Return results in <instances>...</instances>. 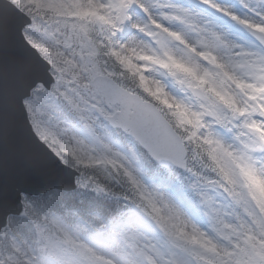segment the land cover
I'll use <instances>...</instances> for the list:
<instances>
[{
    "label": "snow or ice",
    "instance_id": "1",
    "mask_svg": "<svg viewBox=\"0 0 264 264\" xmlns=\"http://www.w3.org/2000/svg\"><path fill=\"white\" fill-rule=\"evenodd\" d=\"M0 68L34 159L0 166V264H264V0H0Z\"/></svg>",
    "mask_w": 264,
    "mask_h": 264
},
{
    "label": "water",
    "instance_id": "2",
    "mask_svg": "<svg viewBox=\"0 0 264 264\" xmlns=\"http://www.w3.org/2000/svg\"><path fill=\"white\" fill-rule=\"evenodd\" d=\"M1 69H3V68H1ZM15 71L16 70L13 69V71L10 75V79H9L10 83L12 81L14 74H15ZM22 129L20 130V133L18 136H14V137H11L9 139L7 148L5 149V151L2 154H0V157L5 156V154H9V156H10L11 162H9V160L8 161H5V160L2 161L0 159V166H2L6 171H8V173H9V169H13L11 167V164L13 163V161L15 159L22 162L21 164H17V165L21 169L24 167L25 169H23V170H25V172H27L28 169L32 166V164L29 163V161H28V158L30 156H32V154H30V151L28 149L27 134L22 132ZM13 151H15L17 154L23 153L24 155L18 156L17 154H14ZM22 186L28 187L31 189H37V190L42 189L44 187V185L40 184V183H27V182L23 183Z\"/></svg>",
    "mask_w": 264,
    "mask_h": 264
},
{
    "label": "rangeland",
    "instance_id": "3",
    "mask_svg": "<svg viewBox=\"0 0 264 264\" xmlns=\"http://www.w3.org/2000/svg\"><path fill=\"white\" fill-rule=\"evenodd\" d=\"M233 38H235V37H233ZM246 41L247 40L240 39L237 42L244 44ZM151 75L157 79H166V77L162 76L158 71H153L151 73ZM168 83H169L170 88L175 90V85L172 83V81L168 80ZM200 219H201L202 223L206 224V220H204L203 217H201ZM94 255H95L99 264H107V261L109 259V252H108L106 247L97 246V249H96V252Z\"/></svg>",
    "mask_w": 264,
    "mask_h": 264
},
{
    "label": "clouds",
    "instance_id": "4",
    "mask_svg": "<svg viewBox=\"0 0 264 264\" xmlns=\"http://www.w3.org/2000/svg\"><path fill=\"white\" fill-rule=\"evenodd\" d=\"M197 166H199L198 162H197ZM205 174L208 175V176H212L213 175L212 172H206ZM185 176H186V174L181 173L180 179H181V182H183V183H187V181L184 179ZM217 199L218 200H223V194L218 192L217 193Z\"/></svg>",
    "mask_w": 264,
    "mask_h": 264
},
{
    "label": "bare ground",
    "instance_id": "5",
    "mask_svg": "<svg viewBox=\"0 0 264 264\" xmlns=\"http://www.w3.org/2000/svg\"><path fill=\"white\" fill-rule=\"evenodd\" d=\"M13 152H14V154H17L15 151H13ZM28 161H29L31 164H33V163H34L33 156H30V157L28 158ZM13 163L21 164L22 162L19 161V160H17V159H15V160L13 161Z\"/></svg>",
    "mask_w": 264,
    "mask_h": 264
},
{
    "label": "trees",
    "instance_id": "6",
    "mask_svg": "<svg viewBox=\"0 0 264 264\" xmlns=\"http://www.w3.org/2000/svg\"><path fill=\"white\" fill-rule=\"evenodd\" d=\"M82 194L85 195L86 198H89V197H90V194H88V193H86V192H84V193H82ZM77 200H79V199H78V195L76 196V201H77Z\"/></svg>",
    "mask_w": 264,
    "mask_h": 264
}]
</instances>
